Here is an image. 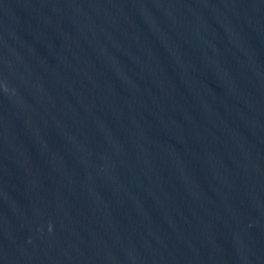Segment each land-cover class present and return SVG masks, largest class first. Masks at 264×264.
Returning <instances> with one entry per match:
<instances>
[{
  "label": "water",
  "instance_id": "1",
  "mask_svg": "<svg viewBox=\"0 0 264 264\" xmlns=\"http://www.w3.org/2000/svg\"><path fill=\"white\" fill-rule=\"evenodd\" d=\"M0 264H264V0H0Z\"/></svg>",
  "mask_w": 264,
  "mask_h": 264
}]
</instances>
